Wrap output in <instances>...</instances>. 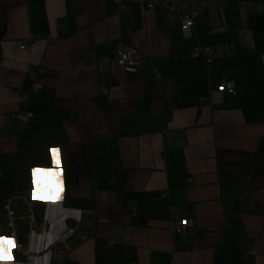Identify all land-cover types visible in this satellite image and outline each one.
Listing matches in <instances>:
<instances>
[{"label":"crops","instance_id":"obj_1","mask_svg":"<svg viewBox=\"0 0 264 264\" xmlns=\"http://www.w3.org/2000/svg\"><path fill=\"white\" fill-rule=\"evenodd\" d=\"M0 1V235L13 236V193L47 226L33 234L15 215L11 264H56L51 244L77 220L89 238L69 240L64 264H264V216L226 210L217 159L256 150L264 133V0L203 6L187 36L139 1ZM119 41L139 50L137 72L116 59ZM224 43L235 51L191 54ZM56 146L63 200L33 201L32 170L53 168ZM171 210L186 230H172Z\"/></svg>","mask_w":264,"mask_h":264},{"label":"built area","instance_id":"obj_2","mask_svg":"<svg viewBox=\"0 0 264 264\" xmlns=\"http://www.w3.org/2000/svg\"><path fill=\"white\" fill-rule=\"evenodd\" d=\"M128 3L120 4L121 10H127L129 5L133 1H139L145 3L148 7H155L156 5L161 6L165 10L167 17L170 20L177 21L180 24L181 33L185 36L191 33V29L194 25L195 18L200 14V9L203 6L221 3L225 4L226 0H129ZM190 26L185 29V25L189 24ZM28 45L27 41L24 42L23 47L26 48ZM235 51L234 43H224L218 44L215 46L211 45H201L196 44L191 49L192 56L196 57L198 55H203L207 59L215 58L218 56L229 55ZM115 57L119 61V63L123 66L124 70L128 73H135L142 67V58L139 50L128 43L117 42L115 48ZM42 74V72L31 73V79L35 81V83L39 84L38 75ZM221 86L223 89L228 91H233L235 88V82L227 80ZM220 86V89H221ZM231 86V87H229ZM208 100V99H207ZM32 113H27V116H31ZM193 180V179H192ZM29 198L26 194L23 193H13L8 196L7 202L5 204L6 209L8 210V220L7 226L12 228L11 235H14L15 225L14 219L15 215L18 219L22 221H26L30 225L35 227L32 233H46V223L38 222L35 219L34 214L31 212V207ZM28 204V212H23L20 207L22 204ZM28 213V214H27ZM18 214V215H17ZM170 221L172 230H186L188 226H190V221L188 219H182L176 212V210H171ZM182 221H187V224H183ZM90 222L89 221H81L77 220L70 226H68L63 233L60 235L59 240L55 241L51 244L50 253L53 260L56 264H64L65 253L71 249L70 239L74 236L77 237L78 242L86 240L89 238V230ZM33 234H29L28 237H31ZM21 245L18 244L17 249H20Z\"/></svg>","mask_w":264,"mask_h":264},{"label":"trees","instance_id":"obj_3","mask_svg":"<svg viewBox=\"0 0 264 264\" xmlns=\"http://www.w3.org/2000/svg\"><path fill=\"white\" fill-rule=\"evenodd\" d=\"M7 25V7L0 1V61ZM217 159L226 210L264 216V133L256 150L221 149Z\"/></svg>","mask_w":264,"mask_h":264},{"label":"clouds","instance_id":"obj_4","mask_svg":"<svg viewBox=\"0 0 264 264\" xmlns=\"http://www.w3.org/2000/svg\"><path fill=\"white\" fill-rule=\"evenodd\" d=\"M186 24L184 27L190 26ZM221 90H223V86H221ZM51 158L54 162V167L51 169H45L43 167H34L33 175L34 179V190L32 192L33 201L38 199L48 200L52 199V202L55 203L57 201L63 200L64 193V182L61 179L62 169H61V155L59 153V147H53L50 149ZM55 187V191L52 189ZM40 194V195H38ZM66 218V217H65ZM183 224H187V221H182ZM43 239V237H41ZM53 242V238L51 234H48V244L45 245L47 247ZM18 247L15 237L13 236H3L0 235V264H11L14 260L13 252ZM39 251V248L36 249ZM49 257L46 255L44 257V264H48Z\"/></svg>","mask_w":264,"mask_h":264},{"label":"rangeland","instance_id":"obj_5","mask_svg":"<svg viewBox=\"0 0 264 264\" xmlns=\"http://www.w3.org/2000/svg\"><path fill=\"white\" fill-rule=\"evenodd\" d=\"M155 7H161V6H158V5H156ZM119 8H120V6H119ZM148 8H154V7H148ZM121 10V9H120ZM122 11V10H121ZM141 69V68H140ZM139 70V69H138Z\"/></svg>","mask_w":264,"mask_h":264},{"label":"snow or ice","instance_id":"obj_6","mask_svg":"<svg viewBox=\"0 0 264 264\" xmlns=\"http://www.w3.org/2000/svg\"><path fill=\"white\" fill-rule=\"evenodd\" d=\"M229 87H231V86H229ZM59 153H60V149H59ZM34 171V170H33Z\"/></svg>","mask_w":264,"mask_h":264},{"label":"water","instance_id":"obj_7","mask_svg":"<svg viewBox=\"0 0 264 264\" xmlns=\"http://www.w3.org/2000/svg\"><path fill=\"white\" fill-rule=\"evenodd\" d=\"M7 198H8V197H7ZM6 200H7V199H6ZM74 237H75V236H74ZM74 237H73V238H74Z\"/></svg>","mask_w":264,"mask_h":264}]
</instances>
